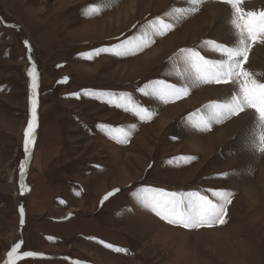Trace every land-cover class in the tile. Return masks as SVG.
I'll return each instance as SVG.
<instances>
[{"label": "rangeland", "instance_id": "obj_1", "mask_svg": "<svg viewBox=\"0 0 264 264\" xmlns=\"http://www.w3.org/2000/svg\"><path fill=\"white\" fill-rule=\"evenodd\" d=\"M222 50L247 57L246 109L207 124ZM253 53L264 0H0V264H264ZM246 110L257 132H218Z\"/></svg>", "mask_w": 264, "mask_h": 264}, {"label": "bare ground", "instance_id": "obj_2", "mask_svg": "<svg viewBox=\"0 0 264 264\" xmlns=\"http://www.w3.org/2000/svg\"><path fill=\"white\" fill-rule=\"evenodd\" d=\"M198 1H200V0H192V2L194 3V2H196V3H198ZM207 4V5H206ZM205 5L206 6H211V10L209 11V13H210V15L211 16H213V17H218L219 18V20H222L221 21V27H220V31L221 32H223V35L225 36L224 38H225V40H227V41H229L230 43H232L233 44V46L232 47H238V46H244L243 44H244V41H245V37H244V35L243 34H239L238 35V33H237V31H236V28L233 26V24H232V21H233V18H232V7H230L229 5H224V4H215V3H205ZM251 8H253V10H254V12H256V7L254 6V5H250V6H248V10L250 11V9ZM221 18V19H220ZM258 46L254 49V53L255 54H258L257 52H260V50H258ZM242 49V48H241ZM254 53H253V55H252V59H251V62L253 63V64H255V66L254 67H257V68H259V67H261L262 65L264 66V54H259L260 55V57H255V55H254ZM250 61V60H249ZM248 62V61H247ZM246 65H248V64H246ZM256 68V69H257ZM263 69V68H262ZM259 72H261V71H259ZM247 73H248V71H247ZM248 74H250V73H248ZM196 81V80H195ZM238 83V82H237ZM188 84H190V83H188ZM232 87V85H228V86H218V87H213V86H207L206 88H207V90H218L216 93H217V95H223L224 96V94L226 93V94H228L229 93V89H232L231 88ZM233 87L235 88V85H233ZM238 88V86L236 85V89ZM236 92V91H235ZM231 95H232V97H234V103H237V102H239V104H240V106L242 107V106H244V101L243 100H241V98H240V96H237L236 98H235V96H233V93L231 92ZM225 108V107H224ZM223 108V110H225ZM237 109V108H236ZM243 109V108H242ZM174 110V109H173ZM218 110H219V108H218ZM252 110V109H251ZM243 111V110H242ZM172 112V111H171ZM222 112V111H221ZM220 113V112H219ZM226 113V112H225ZM211 115V114H210ZM211 117H213V115H211ZM217 117V116H216ZM217 118H219V117H217ZM211 119V118H210ZM209 120V119H208ZM213 119H211L210 121H212ZM237 120H238V123L236 124V123H234L233 125H227V124H225V125H223V126H220V127H216L217 129H221V130H219L218 132H226V131H231L232 129H233V127H234V125H239V126H241L242 125V127H243V129H244V132H245V134H247L248 135V133H250L251 132V134H254V132L256 131H258L260 128H259V126L258 125H260V121H259V119H258V117H256L252 112H250V111H248V110H246L245 111V113L243 112V115H240L238 118H237ZM203 121V120H202ZM207 124H208V122H207ZM248 132V133H247ZM261 133V132H260ZM250 134V135H251ZM188 138H190V136H188ZM194 138H196V137H192L191 139H194ZM185 142H186V144L188 143L186 140H185ZM198 144H200V141L198 142ZM249 162V159H247V163ZM262 178H264V173L262 174ZM245 193L247 194V195H249V193H250V190L247 188V187H245Z\"/></svg>", "mask_w": 264, "mask_h": 264}, {"label": "crops", "instance_id": "obj_3", "mask_svg": "<svg viewBox=\"0 0 264 264\" xmlns=\"http://www.w3.org/2000/svg\"><path fill=\"white\" fill-rule=\"evenodd\" d=\"M211 59H214L213 57H210ZM221 58H222V60L220 59L219 61H216L217 62V64H216V62H213L212 64H211V68H213V67H216L218 70H221V71H223L227 76H228V74H227V70L230 68V64H228L229 63V61H231L232 59L228 56V55H226V54H223L222 56H221ZM212 62V61H211ZM233 64V63H232ZM260 71H261V69H260V67L258 68ZM216 76H217V74H216ZM231 75H230V80L227 82V84L226 85H235V84H237L236 82H235V80H233V79H231ZM259 77H262L261 75H258V77H256V79L258 80V81H261L262 82V80H263V78H259ZM217 78H219L218 76H217ZM206 80V84H207V86H208V84L210 83V80H209V77L208 78H206L205 79ZM211 81L213 82L214 81V78H212L211 79ZM264 81V80H263ZM205 90H207V88H205ZM263 96H264V92H260V95H258V97L256 98V101H257V103H260V104H262V101H263ZM197 97V96H196ZM219 100H218V105L216 106V105H213L211 102H209L207 105H206V107L203 109V111H202V113H203V117H202V119L204 120V119H206V121L207 122H213L214 120H218L219 118H221V119H226L225 117H226V113L225 112H227V108H228V105H230V103H228V101H227V97L224 95V96H221V97H219L218 98ZM220 99H223L224 101L222 102ZM225 107V108H224ZM218 108H219V111L218 112H220L219 114H217L216 112H217V110H218ZM223 108L225 109V110H223ZM222 111V112H221ZM210 113H213V117H211V115H210ZM219 117V118H217V117ZM213 119L212 121H210L211 119ZM209 119V120H208ZM224 122V121H223ZM218 125V124H217ZM206 130H208L207 128H206ZM206 133H207V131H206Z\"/></svg>", "mask_w": 264, "mask_h": 264}]
</instances>
